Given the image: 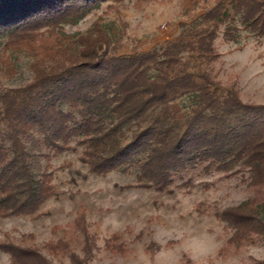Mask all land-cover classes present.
Returning a JSON list of instances; mask_svg holds the SVG:
<instances>
[{
	"label": "trees",
	"instance_id": "trees-1",
	"mask_svg": "<svg viewBox=\"0 0 264 264\" xmlns=\"http://www.w3.org/2000/svg\"><path fill=\"white\" fill-rule=\"evenodd\" d=\"M101 1L0 0L4 51L37 56L30 82L0 92V219L36 218L58 194L50 159L74 151L75 144L91 173L121 171L139 187L162 191L189 170L246 168L251 196L217 216L233 230L228 245L239 248L264 235V105L243 103L213 66L219 32L225 41H237L240 25L264 37V0H216L183 37L128 54H117L101 31L68 43L54 31L53 23ZM43 26L48 35L39 31ZM4 64L11 68L8 60ZM183 96L191 108L178 116L171 103ZM83 212L70 230L87 237ZM45 246L54 254L69 249L62 239ZM0 250L10 264H51L37 250L9 241L0 242ZM70 257L86 264L72 252Z\"/></svg>",
	"mask_w": 264,
	"mask_h": 264
},
{
	"label": "rangeland",
	"instance_id": "rangeland-1",
	"mask_svg": "<svg viewBox=\"0 0 264 264\" xmlns=\"http://www.w3.org/2000/svg\"><path fill=\"white\" fill-rule=\"evenodd\" d=\"M215 1L105 0L83 14L58 20L53 29L68 38L65 43L101 31L117 54H128L160 48L166 40L183 37L186 26ZM239 27L237 41H225L219 32L214 41L219 59L213 66L222 85L232 83L243 103L264 105V37ZM48 29L43 26L39 31L47 34ZM5 40L2 31L0 92L30 82L31 65L37 60L24 49L4 51ZM190 108L187 96L171 103L178 116ZM74 146V151L49 161L58 194L40 206L36 218H1L0 242L35 249L51 264H74L71 252L86 264H264V235L254 236L239 248L228 245L233 230L217 216L251 196L246 168L209 173L189 170L174 175L170 190L162 191L139 187L133 175L121 171L91 173L80 160L81 146ZM40 161L44 166L46 160ZM81 210L87 237L70 230ZM59 239L69 249L49 252L45 244ZM0 264H10L8 253L1 250Z\"/></svg>",
	"mask_w": 264,
	"mask_h": 264
}]
</instances>
